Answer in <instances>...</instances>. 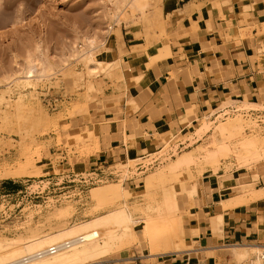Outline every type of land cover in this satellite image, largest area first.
<instances>
[{"label": "rangeland", "instance_id": "374dc122", "mask_svg": "<svg viewBox=\"0 0 264 264\" xmlns=\"http://www.w3.org/2000/svg\"><path fill=\"white\" fill-rule=\"evenodd\" d=\"M111 1L0 0V97L4 98L0 103V172L19 170L15 176L0 177V239L17 240L19 236L24 240L35 231L40 236L56 231L54 228L58 226L87 221L116 207H125L134 219L140 218L136 233L143 240L142 218L153 216L149 214L150 209L144 211L145 206L159 207L164 190L167 192L173 186L178 203L173 219L183 231L184 250L185 226L195 217L196 192L188 195V191L196 188L198 178L222 176L223 180L230 178L238 185H246L241 187L244 189L264 186L258 183L259 178L264 179V123L257 125L242 115L215 122L206 117L208 112L189 117L185 124L192 121L190 129L171 141H160L156 153L117 161L109 167L107 177L88 169V160L99 152L97 129L89 131L83 127L79 133L74 129L83 111L87 115L85 123H98L105 137L113 130L110 123L114 116L111 111L114 97L99 100L105 82L119 81L113 46L124 42L132 45L134 51L146 50L159 43L170 26L164 0H135L139 7L135 10L129 6L132 0ZM119 28L121 41L115 37ZM85 35L95 36L96 48L91 49L81 40ZM72 45L82 53L77 60L67 58ZM28 52L53 62L51 74L24 82L2 80L4 74L13 75L17 65L21 68L23 62L15 65L14 61L23 59ZM88 53L98 62L92 72L88 68L91 64ZM176 77V72H171L170 79L175 81ZM18 99L22 107L16 111ZM227 105L263 108L262 102L237 103L235 99L210 111ZM102 111H106L105 122ZM235 119L241 124L238 132L224 129ZM116 127L117 139L120 130ZM90 133L95 139H88ZM186 138L190 146L179 153L177 144ZM248 138L256 143L246 149L242 144ZM170 151L172 156L168 154ZM114 153L119 155L121 151L116 149ZM160 157L168 159L155 162ZM179 157L190 160L179 167ZM261 191L264 195V190ZM245 196L243 203L249 201V196ZM60 208L66 213L59 215ZM162 228L165 231L160 227L157 232ZM170 228L169 224V231ZM164 231L159 233L163 235ZM171 245L173 250L182 251L176 240ZM149 250L148 245L113 250L108 260L98 264L133 258L149 263L155 257L169 258L181 252L151 256ZM261 254L264 249L260 248L235 262L260 264L257 258Z\"/></svg>", "mask_w": 264, "mask_h": 264}, {"label": "crops", "instance_id": "0c3cea01", "mask_svg": "<svg viewBox=\"0 0 264 264\" xmlns=\"http://www.w3.org/2000/svg\"><path fill=\"white\" fill-rule=\"evenodd\" d=\"M163 7L170 26L159 43L143 51L124 42L113 46L119 81L105 82L99 98L114 97L113 130L105 137L98 123H85L83 111L74 129L77 133L83 127L97 129L99 152L88 160V169L103 177L117 161L156 153L160 141L166 143L190 129L192 121L185 124L187 118L211 112L227 100L264 106V0H164ZM115 37L121 41L120 28ZM173 71L177 81L170 79ZM101 113L105 122L106 111ZM189 146L186 138L177 151ZM221 177L197 179L195 217L185 226L186 248L179 254L158 256L149 263L133 258L106 264H243L235 262L231 251L264 249V195L223 209V201L241 197V184ZM213 216H220V228H212Z\"/></svg>", "mask_w": 264, "mask_h": 264}, {"label": "bare ground", "instance_id": "6f19581e", "mask_svg": "<svg viewBox=\"0 0 264 264\" xmlns=\"http://www.w3.org/2000/svg\"><path fill=\"white\" fill-rule=\"evenodd\" d=\"M129 4L130 8L133 10L138 7L135 0H132ZM110 28L111 27H108V29ZM190 28L192 29L193 26H190ZM81 40H83V42L91 49H94V47L96 48L95 44L98 43L96 41L97 39H95V36L93 35H85V37ZM70 49L71 52L69 51L70 55L67 58H75V60H77L81 57L82 53L80 54L74 46ZM25 56L26 57L19 60L20 62L17 61L19 63L14 61L15 65L23 62L21 68L17 65L18 69L15 67L16 69L13 70V75L4 74V76L1 77L3 78L2 80L5 82L11 81L10 83H13L15 80H23L24 82L29 81V78H32L33 80V78L48 77L51 74L49 72L53 69V62L49 59H44L41 55L34 56V54H29V52ZM88 56L91 59V64H89L90 66L88 67L90 70H88L92 72V70H96L95 68L97 67L96 64L98 62L92 60L91 54L88 53ZM144 65L145 67L147 66L146 64ZM27 85L28 84L25 86ZM2 97H0V103L1 101H4V98ZM18 100L19 101H16L14 108L16 111H19L22 107L20 99ZM240 126V122L236 120L229 122L227 127L224 126V129L238 132ZM88 139H95L92 133L89 134ZM250 139H245L243 141L242 145H244V148H251L255 145L256 142L253 141L252 138ZM188 160H190V158L183 160L182 157H179L177 163L180 167L184 161L188 162ZM18 173L19 170L17 169H4L0 172V177H12ZM159 178L162 177L160 176ZM244 186L246 187V185H241V187ZM169 187V191L165 192L167 190L165 189L161 195V203L159 207L155 206L156 208L154 209L149 205L147 207L145 206L146 209L144 211H148V209H150L149 214H153V216L149 215L148 218H142L144 220H142L143 226L139 229L142 233L143 240H140L136 233V225L140 218L137 221L130 213L127 212L125 207H116L87 221L74 223L69 226L66 225L65 227H61L64 225L58 226V228L60 227L59 229L54 228L57 229L56 231H49L50 233H44L40 236L36 234L37 231H35V229V232L31 235L29 233V236L27 235L28 237H26V239L21 235L24 237V240H20L21 238L19 236L15 238L17 240H6L5 238L0 239V264H98L108 260V256L111 252H113V250L119 251L120 249L129 248L133 245H139L140 247L148 245V247L151 248V250H149L151 256L179 252L181 251L180 249H172L171 243L173 240H176L179 243L180 248L183 250L185 247V239L182 237V229L176 225L175 220L173 219V213L177 212H175V210H177L178 203L175 194L176 191L173 186ZM183 190H185L184 187H182V191ZM195 192L196 188L193 187L190 191H188V195H192ZM245 195L249 196L248 200L250 201L252 199L260 198L263 193L261 189L251 188V186L250 188H241V197H237V195L234 196L236 197L234 199L230 198L227 201H223L221 203L222 208L227 209L236 206L243 201L242 199ZM60 209H58L61 213L59 215H62V213L65 212V209H63L64 212ZM209 219L213 229H217L218 227L220 228V216H213ZM167 224L168 227L166 226ZM169 224L172 227L170 228V231ZM159 225L160 227H164L165 231H167L165 232L162 228L163 230L157 232L160 227L157 228L156 226ZM162 231H164L163 235L159 233H162ZM176 246L178 245L176 244ZM53 248H55V251L50 252L49 250ZM258 249L259 248L257 247L240 248L233 250L232 253L238 261H242L253 251Z\"/></svg>", "mask_w": 264, "mask_h": 264}, {"label": "built area", "instance_id": "2783aa9c", "mask_svg": "<svg viewBox=\"0 0 264 264\" xmlns=\"http://www.w3.org/2000/svg\"><path fill=\"white\" fill-rule=\"evenodd\" d=\"M236 115H242L244 117H250L255 121L257 125L264 123V106L261 109H244L241 105H227L216 109L214 112H208L206 117H208L212 122L217 120H224L229 117ZM172 156V152H169ZM50 252L55 251V248L49 250ZM260 261V264H264V254L259 255L257 258Z\"/></svg>", "mask_w": 264, "mask_h": 264}]
</instances>
